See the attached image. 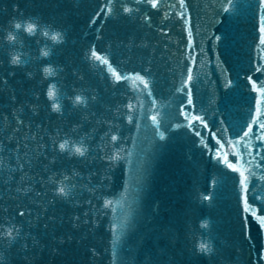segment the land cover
<instances>
[{
  "label": "water",
  "instance_id": "water-1",
  "mask_svg": "<svg viewBox=\"0 0 264 264\" xmlns=\"http://www.w3.org/2000/svg\"><path fill=\"white\" fill-rule=\"evenodd\" d=\"M184 5L0 0V264H264V0Z\"/></svg>",
  "mask_w": 264,
  "mask_h": 264
},
{
  "label": "snow or ice",
  "instance_id": "snow-or-ice-1",
  "mask_svg": "<svg viewBox=\"0 0 264 264\" xmlns=\"http://www.w3.org/2000/svg\"><path fill=\"white\" fill-rule=\"evenodd\" d=\"M115 2V0H105V8L102 9L103 12H105L106 15H111L112 14V5L113 3ZM137 3L141 2V0H136ZM143 2H148V0H143ZM157 4H158V0H152V7H157ZM181 7H185L184 5V0H181ZM124 12L126 13H130L133 11V9L131 8H127L125 7L123 9ZM225 11H227V9H225ZM183 13H181V16L183 17ZM14 28L16 30H20L22 28V24L21 23H15L14 24ZM24 31L27 32L28 34L30 35H35L36 33V24L35 22L33 23H28L26 24V26H24ZM261 33H264V22H262V26H261V29H260ZM43 35L45 36H49V33L47 31H45L43 33ZM50 39L54 42H61L62 41V36L59 32H56V33H53L51 36H50ZM189 39L191 41L192 39V34H191V30L189 29ZM7 40L9 42H14L16 40V35L12 34V32H9L8 35H7ZM261 44L264 45V35L261 36ZM190 47H192V45L190 44ZM42 55L44 57H47L49 55V52L48 51H43L42 52ZM90 57L93 59V60H96L98 61L100 64H103L105 65L111 72H112V75L114 77V79L119 82L121 79L123 80H129V79H133L134 82H137L139 84H142L143 85V89L144 90H148L149 89V81L146 80L144 77L142 76H139L137 75L136 77L134 78H130L126 75H121L119 74L115 69L112 68L111 64L109 63L108 61V58L107 56H101L99 54H97L96 50L93 48L90 52ZM11 63L16 65V64H19L20 63V57L19 56H13L12 59H11ZM44 73L46 76H52L54 75V72L51 68H48V67H45L43 69ZM188 81H191L193 79L192 77V73H191V70L189 71L188 73V77H187ZM254 87H255V84H254ZM260 91L262 93H264V83L261 84L260 86ZM151 93L149 92V95ZM47 98L50 100V101H53V103L51 104V108L54 112H60V104H59V101H58V97H57V91H56V88H55V85H52L51 87L48 88L47 90ZM192 100H191V95L189 96V103H191ZM75 103L76 104H82V103H85V100L80 96V95H77L75 97ZM260 113L258 111V117H259ZM186 118H189L188 115L186 114ZM155 117H153V120L155 121ZM192 120H200L201 118L199 117H191ZM202 122V121H201ZM253 124H258L259 128L264 130V122H261L259 120V118H257L256 120H253ZM205 127H207V125H205ZM252 133V129L249 128V131L246 132L244 134V137H241V140L243 141L245 137H248L249 138V141L248 143H245L244 144V147L245 149H247L250 145H251V142L253 139H261V140H264V135L260 136V137H255V136H250V134ZM197 135H199V132H197ZM161 139H163V136H161ZM111 140L113 142H115L117 140V137L116 136H112L111 137ZM217 143L219 144L220 141L217 140ZM239 143V142H237ZM221 148H223V145H221ZM59 149L61 151H65L68 149V141L65 140L63 143H60L59 144ZM74 153L75 154H78L79 156L83 157L85 155V152L87 151V149L83 148V147H75L73 149ZM234 155L236 153H233ZM246 154H249L250 153H246ZM227 155V154H225ZM113 159H119V156H114ZM225 162L227 163L228 167H234L230 162H228L227 160H225ZM238 170V169H236ZM241 176H243V173H241ZM247 178L245 177L241 183L242 185L245 184ZM57 192L60 196H63V197H66L68 196L69 192L66 191L65 187H59L57 189ZM111 204V201H107L105 202V207H108L109 205ZM244 204H245V208H244V211L245 212H249L253 215V217L256 219V221L260 224L261 228H264V216H257L256 213H255V210H253L250 205L248 204V201H247V198H245V201H244ZM21 215H23V213H21ZM12 235V232L11 230L8 232V236L11 237ZM199 248L202 252L204 253H208L211 251V248L205 244V243H201L199 245Z\"/></svg>",
  "mask_w": 264,
  "mask_h": 264
}]
</instances>
